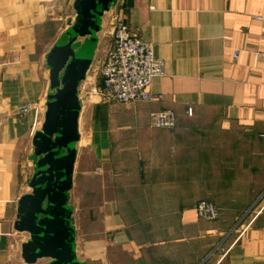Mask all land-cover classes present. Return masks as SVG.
<instances>
[{
  "label": "crops",
  "instance_id": "0c3cea01",
  "mask_svg": "<svg viewBox=\"0 0 264 264\" xmlns=\"http://www.w3.org/2000/svg\"><path fill=\"white\" fill-rule=\"evenodd\" d=\"M60 1L0 0V264H28L17 206L31 190L32 138L41 127L32 125L42 123L50 92L46 54L53 42L44 41L45 28L59 20ZM114 10L164 61L151 85L162 99L118 103L92 92L102 85ZM259 50L264 0H118L105 12L78 87L67 200L81 264H264ZM24 104L32 108L19 112ZM163 109L174 111V128L149 125L150 113ZM202 199L217 206L215 220L198 217L194 206Z\"/></svg>",
  "mask_w": 264,
  "mask_h": 264
},
{
  "label": "water",
  "instance_id": "95a60500",
  "mask_svg": "<svg viewBox=\"0 0 264 264\" xmlns=\"http://www.w3.org/2000/svg\"><path fill=\"white\" fill-rule=\"evenodd\" d=\"M117 1L75 0L74 18L46 54L50 92L32 138L31 190L17 206L20 229L28 234L21 245L28 264H81L74 254L72 207L67 204L79 138L78 87L92 63L103 15Z\"/></svg>",
  "mask_w": 264,
  "mask_h": 264
},
{
  "label": "built area",
  "instance_id": "2783aa9c",
  "mask_svg": "<svg viewBox=\"0 0 264 264\" xmlns=\"http://www.w3.org/2000/svg\"><path fill=\"white\" fill-rule=\"evenodd\" d=\"M111 27L112 43L104 53L100 68L102 85L93 87L92 92L105 101L118 103L162 99L161 94L151 90L153 80L165 72L164 61L154 57L152 44L134 35L116 10L112 12ZM237 52L233 53L234 58ZM255 54L264 59V50ZM31 108V104H24L18 111L28 112ZM186 113L191 114V109L188 108ZM36 124L35 120L32 131ZM149 125L155 128H174L177 117L171 109L153 111L149 115ZM194 207L200 219L213 221L218 217L217 206L209 200L202 199Z\"/></svg>",
  "mask_w": 264,
  "mask_h": 264
},
{
  "label": "rangeland",
  "instance_id": "374dc122",
  "mask_svg": "<svg viewBox=\"0 0 264 264\" xmlns=\"http://www.w3.org/2000/svg\"><path fill=\"white\" fill-rule=\"evenodd\" d=\"M68 2V4H67ZM57 7V10H54V13L55 14V17L54 18H59V20L57 21H53L51 23L47 22L46 24V28H45V35L48 37L46 39H44L45 42H48V43H51V42H55L58 37L65 31V29L67 28V23L68 21L71 19H73L74 17V8L71 4H69V0H61L59 2V6L56 5ZM55 8V7H54ZM55 8V9H56ZM108 25V24H107ZM101 51V50H100ZM100 51H99V57L102 56L100 54ZM98 57V58H99ZM88 96V95H87ZM87 99L89 98H86L85 99V95H84V98H83V101L86 102V105L87 103H90L88 101H86ZM90 106V105H89ZM46 108V106H45ZM87 110V109H86ZM84 120V119H83ZM41 125V120L38 119L37 120V125L38 127H40ZM20 239H22V235L20 234Z\"/></svg>",
  "mask_w": 264,
  "mask_h": 264
}]
</instances>
